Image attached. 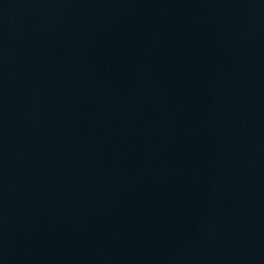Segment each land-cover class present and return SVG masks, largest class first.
I'll return each mask as SVG.
<instances>
[{
  "label": "water",
  "instance_id": "obj_1",
  "mask_svg": "<svg viewBox=\"0 0 264 264\" xmlns=\"http://www.w3.org/2000/svg\"><path fill=\"white\" fill-rule=\"evenodd\" d=\"M0 264H264V0H0Z\"/></svg>",
  "mask_w": 264,
  "mask_h": 264
}]
</instances>
